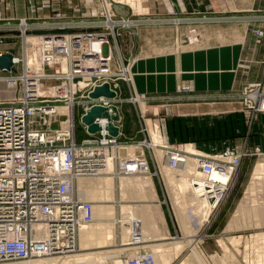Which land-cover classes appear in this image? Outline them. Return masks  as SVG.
Here are the masks:
<instances>
[{"label": "built area", "instance_id": "obj_1", "mask_svg": "<svg viewBox=\"0 0 264 264\" xmlns=\"http://www.w3.org/2000/svg\"><path fill=\"white\" fill-rule=\"evenodd\" d=\"M12 1L15 0H0V44H14L17 39L20 43L19 54L12 49L0 50V55L12 54L14 66L13 71L0 70V83L16 92L14 97L0 100V264L64 257L76 251L79 231L93 222V204L78 198L76 181L80 177L94 176L104 168L112 156V149L115 150L112 158L123 174L159 177L161 161L180 170L185 167L186 158H191L198 174L189 176V186L197 198L208 201L209 218L204 224L210 222L230 190L243 155L187 152L183 143H164L159 130H154L159 141L151 145L145 110L139 104V100L145 101L144 95L135 91L133 85L131 66L134 59H124L118 41V30L126 26L134 28L138 20L117 16L111 0H98L100 14H95L94 18L79 19L62 10L51 9V0L39 5L27 0L31 17L15 19L3 13L6 7L12 6ZM38 8L51 10L44 18H36L33 15ZM98 16L101 19H96ZM196 19L218 21L216 16L210 15ZM168 20L178 26L189 19L178 15ZM38 30L45 32H36ZM253 32L258 36L263 34L257 28ZM33 37L38 39L34 41L28 63L26 41ZM175 38L178 50L184 44L194 45L199 40V31L193 26ZM62 61L66 63L65 68H61ZM48 81L54 82L44 86ZM120 81L127 85L141 129L147 135L136 142L137 147L147 148V156L143 152L130 158L125 153L118 154L125 142L118 139L120 121H114L111 116L119 115ZM104 83L115 96L90 98L95 87ZM261 85V82H254L243 87L240 96L246 110L264 111ZM193 92L190 83L182 82L175 95L193 98ZM93 106L105 108L109 116H94L98 131L90 134L81 117ZM56 116L62 117L58 128L42 127V124L49 126ZM109 124L119 129L117 136L109 134ZM80 132L83 137L78 139ZM149 144L152 147L148 148ZM153 146L160 149L161 158L156 156ZM142 243L144 239L135 230L129 245L137 250L128 255L123 264H158L153 250Z\"/></svg>", "mask_w": 264, "mask_h": 264}, {"label": "crops", "instance_id": "obj_2", "mask_svg": "<svg viewBox=\"0 0 264 264\" xmlns=\"http://www.w3.org/2000/svg\"><path fill=\"white\" fill-rule=\"evenodd\" d=\"M34 1L39 5L45 0ZM51 1V9L62 10L70 17H85L93 14V6L98 0ZM142 1L147 12L134 14L135 18H139L134 25V33L120 29L118 41L122 56L134 59L131 66L133 85L135 91L144 95L145 101L140 106L142 108L144 105L142 110H145L151 139L155 135L154 130H159L166 144H192L196 151L200 150L209 155L219 152L242 153L238 170L242 169L248 158L257 155L264 141V111L253 113L246 110L240 96L243 87L254 82H261V90L264 92V0ZM26 2L27 0L12 1V6L6 7L4 15L15 19L31 17ZM51 9L38 8L33 16L44 18ZM178 15L194 20H187L178 26L168 20ZM207 15L232 17L231 20L222 22L196 19ZM193 26L199 31V40L194 45L184 44L177 50L175 36ZM254 28L262 30L263 34L256 35ZM182 82L193 86V98H180L175 95L177 86ZM120 85L124 92L129 91L124 82L121 81ZM119 100V141L137 142L147 138L141 129L135 107L124 96ZM82 137L79 133L78 139ZM123 147L134 154L135 148H138L130 143ZM153 149L159 151L160 154L157 153L156 156L161 158L160 149ZM164 165L165 162L160 166L163 172L160 176L171 201V194H178V191L175 193L174 189L169 190L166 181L169 183V173L177 171L167 169ZM118 170L113 159L109 163L110 172L98 174L104 179L109 178L111 190L99 193L105 197L102 201L106 203L102 204H105L106 209L101 213L103 217L96 216L93 224L100 221L107 224L105 228L108 229L104 233L109 241L83 247L79 234L77 249L68 256L77 254L81 257L65 263L59 260L55 264H123L125 258L137 250L129 245L134 227L144 239L142 245L153 250L155 256L163 255L165 260L170 261L167 264H182L186 256H191L192 249L188 246L190 249L187 254H183L187 247L177 253L172 249L168 250L173 240L184 237H179L176 230L178 219L174 213V202L171 201V205L176 220L165 201V191L158 176L155 175L158 180L155 183L151 174H123ZM114 179L118 189L117 197ZM123 181L124 184H121ZM96 202H92L94 206L100 205ZM121 215L125 217L122 218ZM177 225L180 226L179 221ZM204 230L202 235L196 234L193 239L197 244L200 237L202 238L199 244H202L201 251L207 258L217 254L222 247L218 244L217 229ZM88 255L92 256L87 257Z\"/></svg>", "mask_w": 264, "mask_h": 264}, {"label": "rangeland", "instance_id": "obj_3", "mask_svg": "<svg viewBox=\"0 0 264 264\" xmlns=\"http://www.w3.org/2000/svg\"><path fill=\"white\" fill-rule=\"evenodd\" d=\"M121 2H123L122 3V5H123L122 10L124 9L123 11L128 13L127 18L129 17L131 19H139V18H135L136 15H134V14H138V13L144 14L147 12L146 8L144 7L142 0H122ZM98 3L99 2L96 1V4L93 6L94 12L92 15L86 16V17H81L79 15H77V16L75 15V16H73L74 19L75 18H77V19H79V18H90V17L94 18L97 14H100ZM126 3L130 4L132 7L128 6ZM117 16H119V15H117ZM179 16H182V15H179ZM216 17L218 18V21L222 22V20L223 21L231 20L230 18L232 16L226 15V16H222V17H219V16H216ZM228 17H230V18L228 19ZM96 19H101V16L96 17ZM120 29H122V28H120ZM125 30H127V29H125ZM187 31H188V29H187ZM187 31H185L184 33H180V35H184ZM0 45H1L0 50L12 49V50H14V52L16 54L20 53V43H19L18 39L14 41V44L2 42V44H0ZM122 53L123 52H122V48H121V55H122ZM124 59L127 60L128 57L127 58L124 57ZM63 67H65V65H63ZM53 82L54 81L45 82L44 86H48L49 83H53ZM120 83H121V81L119 82V84ZM121 88H122V85H121ZM121 90H122V94L119 98L121 99L124 96L126 98V100H128L129 103L133 107V104L130 100V92L129 91H127V93L124 92L123 88ZM15 95H16V92L14 90L6 89L0 83V100L8 99V98L14 97ZM119 102H120V100L118 99L117 106H118ZM143 108H144V105H143ZM61 119H62L61 116H56L55 118L52 117L51 124L49 126L42 124V127L47 129V130L56 129L59 127V122L61 121ZM46 120L47 119H45L44 121L46 122ZM80 135H83L82 132H80ZM152 137H153L152 140L155 139L154 135ZM127 143L135 144V145L137 144L135 141L134 142L133 141L125 142L123 144H127ZM183 146L186 147L187 145L185 144ZM141 147H142V149L139 147L137 149L135 148V154L132 152L134 154V156H137L139 154V152L140 153L143 152V154H145V156L148 155L147 148H145L144 146H141ZM124 148L125 147H123V149L122 148L118 149V154L123 155V153H125V151H126ZM154 152H155V154L156 153L159 154V151H157L156 149H154ZM159 160H161V159H159ZM256 161H264V141L262 142V145H261L260 150L258 151L257 155L254 157L248 158L244 162V166L242 167V169L240 168L237 171V173L235 174L236 175L235 179L231 183L232 185L230 187V190L227 193V196L221 202L219 208L214 212V216H212L210 218L209 225L204 226V222H203L199 226V228L197 229L195 234L191 233L194 235L197 234L199 236V235H202L204 233V231H205L204 228L207 230L209 228L212 230L217 229L218 230L217 231L218 239L222 240L223 243L226 244L228 249H230V251L233 253L235 258H237V260L240 262V264H247V260L249 258H251V257L255 258L254 255H256V250L254 249L255 251L254 250L248 251V248L246 247L247 244L249 245V243H247L248 240L252 239L253 236H255L258 233H260V234H261V232L264 233V179L257 181L253 185L250 184L251 183V174H252L251 168L256 163ZM162 163L163 162L161 161L160 166H162ZM160 172H162V171L160 170ZM166 173L167 172L165 171V176H166ZM107 176H109V175H107ZM158 178L160 180V185L164 188V191H165V198H166L165 201H167V204L171 209V214H172L174 220H176L175 216L173 215V209H172L171 201L174 203L177 202V200H178L177 195L178 194H174V195L171 194V201H169L166 188L164 187V184H163V178H161V176H159ZM84 179H85V180H83L84 182L86 181V179L88 180V178H84ZM115 179H114V188H115V196L117 197L118 189L115 186L116 185ZM152 180L155 183H158L157 177L155 175L153 176ZM88 181H90V180H88ZM164 181H165V177H164ZM166 184H167V187H169V190L174 189L175 193L177 192V189L174 186H172V184L170 185L169 183H167V181H166ZM250 186H252L253 188L251 189ZM109 187H110V185L107 187L108 189L104 188L103 190L105 191V189H106V191H109L110 190ZM183 215H184V218H182V220L184 221L186 219V221L189 223L187 224V226L185 225L186 226L185 230L183 229V231H185V232H183L182 229H180L182 227H179L177 225L178 221H176V230H178L179 237H185V235H189L190 233H189V231H187V229L190 230L189 229L190 227L193 228V225H192V222H193L192 218L193 217H192V215H189V211H186ZM115 217H117V214H115ZM120 217L123 218L125 216L121 215ZM208 218H209V216H208ZM221 228H223L224 230ZM107 229L108 228L106 227L104 229V231ZM114 232H115V230H114ZM125 232H127V230ZM249 235H250V237H249ZM231 236H233V237L237 236V238L240 241L238 243L239 247L237 250L234 249V248H236L235 246H233L232 244H231L232 245L231 246L229 243L230 242L229 238ZM201 239L202 238L200 237V240L197 242V244H199L201 242ZM227 239L229 242L227 241ZM236 246H237V244H236ZM201 248L203 249L202 244H199V249H201ZM189 249L190 248L187 247L185 250H183V251H185L183 254H187L189 252ZM222 250H219V252H218L219 255H222V253L224 252V251L222 252ZM190 254H191V252H190ZM204 259H205L206 264H215V259H212L211 257L206 258L204 256ZM211 260H214V261L212 262Z\"/></svg>", "mask_w": 264, "mask_h": 264}, {"label": "bare ground", "instance_id": "obj_4", "mask_svg": "<svg viewBox=\"0 0 264 264\" xmlns=\"http://www.w3.org/2000/svg\"><path fill=\"white\" fill-rule=\"evenodd\" d=\"M112 1H114V2H112ZM121 1L122 0H111V2H112L111 5L120 4V3L122 4L123 2H121ZM127 5L132 7L130 4H127ZM106 7H108L107 4H106ZM40 31H43V30H40ZM37 39H38L37 37H33L32 40L29 39L26 41L27 42L26 48L29 51V53L27 52V54H26V59H27L28 63L30 61V58H32L31 52L33 49V44L35 43L34 41H36ZM34 47H35V44H34ZM57 65L58 64H55L54 66H57ZM60 65H61V68L66 67V63L64 61H62V63ZM63 65H65V67H63ZM35 70H38V69H35ZM102 85H100V86H102ZM139 103L140 104L143 103V100H139ZM142 108H143V105H142ZM154 137H155V139H153V140L151 139V142H150L151 145L153 142L159 141V136H158L157 132L155 133ZM151 145L149 144V145H147V147L150 148V147H152ZM184 148L187 152L197 153V151L191 145H187ZM125 150H126L125 155L127 158L136 157V156H134V154L132 153V151L130 149H125ZM111 152H112V156H113L115 154V151L112 150ZM112 156H109V158H108L109 160L107 162L106 167L98 170V172H96L94 176L80 177L76 181V184H77V182L81 180L79 182V184H77V187L75 184V189L77 191V195H78L79 199H84V200L89 201V202H91L90 200H94L92 202L97 201L98 204H100V205L96 204L97 206H94V204L91 202V204H93V215H92L93 222L95 221L96 216L103 217L101 215V212L104 209H106V207H104L105 204L104 205L102 204L105 202V201L104 202L102 201V198L104 196L102 197V196H100V194H101V192H104V190H103L104 188L108 189L107 187L111 184L109 183V180H108L109 178L107 176H106V178H108V179H104V178L100 177L99 175L110 172L109 171V163H110V160L113 161ZM186 160H187V162L185 164V167L183 169H180V170L172 169V168L168 167L167 164L164 165L165 168H167V169L169 168V169H172L174 171H177V173L176 172L169 173L168 174V177H169L168 180H169V184L170 185L172 184V186H174L178 191V195H177L178 200H177V202H175L173 204V206H174L175 216H177V219H178L179 224H180L179 227H182L180 229H182V231H183V229L185 230V227L189 223L186 220H184V221L182 220V218H184L183 214L186 211H189V215H192V217H193L192 219L194 222V223L192 222L193 228L188 227L190 230L187 229V231H189L190 234L189 235L184 234L185 237L181 240H178V239L173 240L170 243L168 250L171 251V249H172L177 253L178 251L182 250L186 246L187 247L189 246L192 249V251H191L192 254H190L191 256H188V257L186 256L182 264H206L205 259H204V255H203L201 249L198 248V245L196 244L195 239H193V235L195 234V232L197 231L199 226L208 219V216H209L208 215L209 214L208 201L206 199H203V198H199V197L197 198L194 195V193L191 191V188L189 186V183H190L189 176L192 173H193V175L198 174V173H197L196 169L194 168V165H193L191 158L188 157V158H186ZM96 175H98V176H96ZM92 177H94V178H92ZM84 178H88V180H90V181H88L86 179V181L84 182L83 181V180H85ZM262 179H264V161H256V164L254 165L253 171L251 174V183L250 184L253 185L257 181L262 180ZM124 182L125 181H123V183H121V184H124ZM250 187H251V189L253 188L252 186H250ZM106 189H105V191H106ZM107 194L109 195V192ZM105 196H106V194H105ZM108 201H109V199H108ZM98 220L99 219H97V221ZM93 222H92V224H89V225L83 227L79 231V234L81 237L80 243H82L81 246H83V247L89 246V245L96 246L98 243L103 244V243H107L109 241V239L106 238L107 234L104 233V229H105V226L107 224H105V222H101V221L97 222L96 224H93ZM135 230L141 236V233L137 230V228H135V229L132 228L133 233ZM183 232H185V231H183ZM191 233H194V234H191ZM249 237H250V235H249ZM227 241H228V239H227ZM229 241L228 242L230 243V245L232 244L233 246H235L236 248H234V249L237 250L239 247L238 243L240 242L239 239L237 238V236L236 237L231 236L229 238ZM218 243L221 245L224 252L222 253V255H219L217 253V254H214L212 256H209L212 259H215V264H240V262L237 260V258H235L233 253L230 251V249H228V247L226 246V244L223 243L222 240L218 239ZM247 243H249V245L247 244V246H246L248 248V251H251V250L253 251L254 249L256 250V255H254L255 258H253V257L249 258L247 260V264H264V233L261 232V234L260 233L256 234L255 236H253L252 239H249ZM236 244H237V246H236ZM79 254H81V253H79ZM93 254H96V253H93ZM68 255H70V254H68ZM155 255L156 254H154V256ZM72 256H74V257H72ZM72 256H68V257L67 256H64V257H55L54 256L53 258L44 257V258H38V259L32 258L28 262H24L22 264H55L59 260H62L61 262L65 263L67 260L72 261V259H76V258L78 260V258L81 257L80 255H77V254L72 255ZM89 256H92V255H88L87 257H89ZM163 257H164L163 255L155 256V260H157L158 264H167L168 262H170L169 260L168 261L165 260V257L164 258ZM68 258H70V259H68ZM212 261H214V260H212Z\"/></svg>", "mask_w": 264, "mask_h": 264}, {"label": "water", "instance_id": "obj_5", "mask_svg": "<svg viewBox=\"0 0 264 264\" xmlns=\"http://www.w3.org/2000/svg\"><path fill=\"white\" fill-rule=\"evenodd\" d=\"M123 5L122 4H113L112 9L113 11L121 15L123 18H127L128 13L124 12L122 10ZM125 29L134 31L133 28H129L128 26L125 27ZM37 32H42L44 33L45 31H40L38 30ZM12 54L9 52H4L3 54L0 55V70L7 69V70H14L13 66V61H12ZM99 95H104L108 97H114L115 93L110 90L108 84H103L102 86H97L95 89L89 94V97H97ZM114 112H117V108L115 106H112ZM94 116H105L108 117L106 109L101 107V106H93L90 110H88L84 115L81 117V121L87 125V130L90 134H93L98 131V127L96 123L93 121ZM111 118L114 121L119 120V115L113 114ZM107 130H109V134L112 136H117L119 129L114 126L113 124H109Z\"/></svg>", "mask_w": 264, "mask_h": 264}]
</instances>
